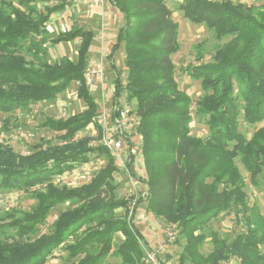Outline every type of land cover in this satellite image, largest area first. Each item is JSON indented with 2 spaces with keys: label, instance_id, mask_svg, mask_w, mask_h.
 Segmentation results:
<instances>
[{
  "label": "trees",
  "instance_id": "1",
  "mask_svg": "<svg viewBox=\"0 0 264 264\" xmlns=\"http://www.w3.org/2000/svg\"><path fill=\"white\" fill-rule=\"evenodd\" d=\"M106 1L124 18L108 55L115 74L113 102L124 92L135 103L144 169L139 182L145 192L118 199L114 155L100 144L91 145L89 136L77 138L98 113L84 78L92 31L72 25L49 37L47 24L69 7L67 0H0V113L52 101L72 83L85 105L67 118L46 117L39 124L59 133L57 144L42 140L28 155H20L0 140V193L32 189L35 199L29 210L0 212V264H46L63 245L68 264H105L110 256L118 257L119 264H145V238L134 224L142 203L153 216L177 226L184 240L177 264H225L231 258L264 264V216L249 205L235 162L238 158L252 186L259 187L258 177L264 180V0H254L257 5L182 0L178 5L184 19L205 26L217 41L230 38L210 62L181 68L199 82L202 94L194 102V117L206 125V138L191 135L193 102L175 80L172 56L179 50V27L166 0ZM75 40V59L47 60L49 45ZM120 46L124 80L113 63ZM240 122L258 126L249 139L239 131ZM96 129L99 135L100 126ZM125 141L132 146L130 137ZM93 153L106 164L88 183L55 184L54 178L88 163ZM133 160L129 154L127 169ZM64 204L68 207L57 214L50 231L40 233L50 213ZM230 213L244 232L229 241L209 230L212 250L203 254L204 231ZM115 235L122 239L116 246Z\"/></svg>",
  "mask_w": 264,
  "mask_h": 264
},
{
  "label": "rangeland",
  "instance_id": "2",
  "mask_svg": "<svg viewBox=\"0 0 264 264\" xmlns=\"http://www.w3.org/2000/svg\"><path fill=\"white\" fill-rule=\"evenodd\" d=\"M181 1L182 0H166V5L172 11V19L177 22L179 27V50L172 56V62L176 67L175 80L178 83L179 89L185 91L191 97L193 102L191 107L193 120L190 123L191 135L206 138L208 136V129L206 125L194 117V102H196V100L202 94L199 82L194 81L183 74L181 68L187 64L210 62L216 50L221 46L222 43H225L230 38L217 41L214 38L212 32L205 26L192 24L184 19L181 13L178 11V4ZM231 1L234 3H244L246 5H257L254 0ZM49 4L52 5L54 2ZM72 4L73 3H71V5ZM80 4L82 5L81 7L84 8L82 10H84L86 13L89 12V15H91L89 21L84 17L83 22L86 23V25L88 24L90 27L93 26L96 32V42L94 43V46L88 56V63L90 64L99 60L104 62L103 85L92 86L88 89L97 102V115L101 116L102 111L104 110L108 114L106 116V120L109 121L113 112V80L115 78V74L110 67L108 55L110 53L112 44L115 41L117 31L124 23V18L116 8L109 6L106 0H103L102 4L84 2H79L78 4L74 3V5ZM37 7L42 9L44 5L38 4ZM70 8L72 9V6ZM60 15L61 14H59L58 31L69 29L71 27L70 18L60 17ZM92 15H94V17H92ZM50 29H53L51 24ZM56 34V32L49 33V37L54 38ZM77 44L78 40L68 44H58L55 46L49 45L47 47V60L49 62H54L58 61L62 57L75 59ZM26 58L30 59L29 56H26ZM123 58V46H120L114 55L113 63L117 68L119 76L122 80H124L125 76ZM76 88L77 84L72 83L65 92L58 95L52 101L31 104L27 109L17 110L11 114L0 113V140L4 144L9 145L14 150V152L20 155H28L34 150L35 144L40 143L42 140H50L53 144L59 143V133H54L44 128H40L39 124L46 117H52L56 119L67 118L72 114L82 111L85 108V105L77 98ZM235 90H237V87ZM117 101L120 107H127L135 112L134 101H128L124 92L119 95ZM257 127L258 126H247L243 122H240L239 131L242 132L247 139H249ZM97 133L98 132L96 129L90 125L87 127L86 131L79 133L77 138L89 136L91 138V142L97 144ZM112 137H115L113 133ZM128 137H130L132 146L123 140V148L118 152H111L114 155L115 163L117 165V171L114 174L113 180L117 184L116 197L118 199L130 198L132 196L138 198L145 192V186L139 182V178L144 176L142 157L140 154L141 139L137 132L129 133ZM129 154L133 156L134 160L130 168L127 169L125 162L127 161ZM235 162L246 184L245 191L249 205H256L259 208L262 216H264V180L260 175L258 177L259 187L252 186L249 175L244 171L238 158L235 159ZM105 164L106 159L103 156H97L93 153L89 155L88 163L77 166L73 171L54 178V182L58 186H80L82 184L88 183L93 174L97 170L103 168ZM31 191L32 189L27 192H1L0 212L11 208L29 210L35 204V199ZM67 207L68 204L57 206V208L50 213L46 225L41 227L40 233L49 232L50 225L56 218L57 214L61 211H64ZM131 207L133 206L131 205ZM122 213V210L116 211L117 215H122ZM134 224L145 238V242H143L141 245L144 249L143 260L145 253L149 250H153L157 253L160 260L165 262V264H177V259L181 252L182 245L184 244V240L178 235V228L176 225H173L176 227L175 234L170 236L169 233L174 231L173 227L165 223L163 219L155 217L151 213L147 212L145 210L144 203L139 205L135 211ZM209 230L216 232L221 238H227L230 241L238 233L244 232L245 227L242 223L236 222V219L232 213L222 214L217 220L210 224L207 230L204 231V233L207 234V239L204 245L201 247V252L203 254H208L212 250L209 240L210 235L208 234ZM121 241V236L115 235V246ZM63 246L54 251L53 256L48 259L46 264H68L65 259L66 253L63 249ZM119 263L120 259L115 256H110L105 262V264ZM225 264H240V262L236 258H231Z\"/></svg>",
  "mask_w": 264,
  "mask_h": 264
},
{
  "label": "built area",
  "instance_id": "3",
  "mask_svg": "<svg viewBox=\"0 0 264 264\" xmlns=\"http://www.w3.org/2000/svg\"><path fill=\"white\" fill-rule=\"evenodd\" d=\"M70 3L78 4L81 0H68ZM86 3H98L102 4L103 0H84ZM104 77V62L102 60L88 63L85 72V84L86 86H102ZM118 101L113 102L112 117L109 121L106 120L108 115L106 111H102L101 116L96 117V120L100 123L102 128V135L97 144L102 145L110 152H118L123 148V140L129 135V133L136 132L138 125V116L136 112L127 107H120ZM73 115V114H72ZM110 116V115H109ZM64 119V118H63ZM112 133L115 137H112ZM173 227V232H170V236L175 234L176 227ZM163 261V260H162ZM145 264H165L160 262V258L156 252L147 251L144 257Z\"/></svg>",
  "mask_w": 264,
  "mask_h": 264
},
{
  "label": "crops",
  "instance_id": "4",
  "mask_svg": "<svg viewBox=\"0 0 264 264\" xmlns=\"http://www.w3.org/2000/svg\"><path fill=\"white\" fill-rule=\"evenodd\" d=\"M68 1V0H67ZM69 2V1H68ZM84 2V0H82L81 1V3H83ZM107 2V1H106ZM233 2V1H232ZM84 3H86V2H84ZM240 3V2H239ZM70 5H69V7L64 11V12H62V13H56V14H54L53 16H51V18H50V20H49V22H48V24H47V30H48V32L49 33H53V32H56L57 34L59 33V32H63V31H66V30H61V31H58V28H59V14H61L60 15V17H69L70 18V22H71V26L72 25H78V26H81V27H84L85 29H89V30H91L92 31V33H93V43H92V45H91V48H90V51H91V49L93 48V46H94V43L96 42V38H95V36H96V32H95V28L93 27V26H89L88 24L86 25V23H84L83 21H84V17H85V19H88V21L90 20V16L91 15H89L90 13L89 12H84V10H82V9H84V8H82L81 6V4L80 5H74V4H72L71 5V3H69ZM108 4V3H107ZM109 5V4H108ZM179 5V4H178ZM72 6V9L70 8ZM109 6H111V5H109ZM112 7V6H111ZM71 10H70V9ZM72 11V12H71ZM92 17H94V15H92ZM92 19V18H91ZM50 24L53 26V29H50ZM68 30V29H67ZM56 34V35H57ZM116 38V37H115ZM115 42V41H114ZM78 43H79V41H78ZM68 44V43H67ZM114 44V43H113ZM112 44V45H113ZM78 45V44H77ZM90 51H89V54H90ZM97 103V102H96ZM85 109V108H84ZM83 109V110H84ZM81 112V111H80ZM79 113V112H78ZM98 114V113H97ZM97 117V116H96ZM96 117L94 118V121L90 124V125H92L95 129H96V125H98V126H100V134L98 135V133H97V137H98V142H99V140H100V138H101V135H102V128H101V125H100V123L99 122H97V120H96ZM89 125V126H90ZM96 131H97V129H96ZM97 142V143H98ZM90 144L91 145H98V144H95V143H92V142H90Z\"/></svg>",
  "mask_w": 264,
  "mask_h": 264
}]
</instances>
